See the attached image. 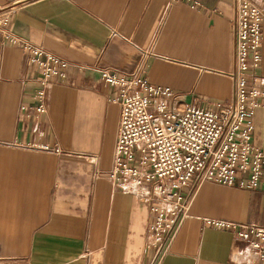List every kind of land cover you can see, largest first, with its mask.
<instances>
[{"label":"crops","instance_id":"0c3cea01","mask_svg":"<svg viewBox=\"0 0 264 264\" xmlns=\"http://www.w3.org/2000/svg\"><path fill=\"white\" fill-rule=\"evenodd\" d=\"M0 13L20 41L0 40V264H249L245 242L206 222L264 227L260 187L202 184L157 254L148 205L110 177L119 95L99 73L141 66L148 85L168 87L181 105L228 103L233 0H0ZM22 42L68 63L46 85L40 114L38 67ZM260 51L264 78V23ZM253 125L264 148V108Z\"/></svg>","mask_w":264,"mask_h":264},{"label":"built area","instance_id":"2783aa9c","mask_svg":"<svg viewBox=\"0 0 264 264\" xmlns=\"http://www.w3.org/2000/svg\"><path fill=\"white\" fill-rule=\"evenodd\" d=\"M233 2L234 67L227 75L233 96L228 103L213 109L181 105L168 87L148 85L141 66L125 76L107 68L99 71L101 80L119 95L110 177L122 191L148 205L149 239L157 254L163 253L187 217L202 184L264 189V148L252 142L254 112L264 108V78L256 74L262 59L264 0ZM0 40L20 42L9 29L8 13H0ZM22 49L38 67L35 111L40 114L46 85L64 79L68 63L29 42H22ZM206 223L245 242L249 264H264V227L222 220Z\"/></svg>","mask_w":264,"mask_h":264}]
</instances>
